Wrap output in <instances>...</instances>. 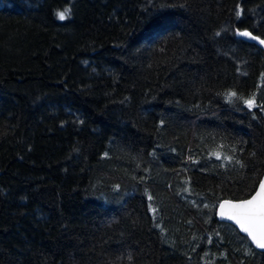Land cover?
Here are the masks:
<instances>
[{"label":"trees","instance_id":"1","mask_svg":"<svg viewBox=\"0 0 264 264\" xmlns=\"http://www.w3.org/2000/svg\"><path fill=\"white\" fill-rule=\"evenodd\" d=\"M244 30L264 0H0V264H264L216 216L264 172Z\"/></svg>","mask_w":264,"mask_h":264},{"label":"snow or ice","instance_id":"2","mask_svg":"<svg viewBox=\"0 0 264 264\" xmlns=\"http://www.w3.org/2000/svg\"><path fill=\"white\" fill-rule=\"evenodd\" d=\"M70 13L69 9L57 12L59 19L63 20ZM237 16L240 12L237 11ZM240 36L250 37L251 39L258 40L260 44H264V39L258 36H253L251 32L244 30L238 33ZM229 99L237 97L236 92H229L226 94ZM242 99V97H240ZM244 103L252 108L255 106V97L244 99ZM219 155L218 153H214ZM230 159V158H229ZM220 216L227 217L235 221L237 225L247 233L255 246L264 250V180L259 181V188L255 191L250 199H242L239 201H223L220 206Z\"/></svg>","mask_w":264,"mask_h":264},{"label":"water","instance_id":"3","mask_svg":"<svg viewBox=\"0 0 264 264\" xmlns=\"http://www.w3.org/2000/svg\"><path fill=\"white\" fill-rule=\"evenodd\" d=\"M248 39H250V40H254V39H251L250 37H247ZM259 42V41H258ZM261 46H263L264 47V44H261ZM261 180H264V172H263V175H262V177H261ZM260 180V181H261ZM258 188H259V184H258V186H257V188H256V190H258ZM255 190V191H256ZM255 191H254V193L252 194V195H255ZM251 195V196H252ZM251 196L250 197H248V198H245V199H250L251 198ZM239 201V200H232V199H223V200H221L220 201V203H219V205H218V207H217V212H216V216H217V219L219 220V221H221V222H227V223H230V224H232L242 235H244V236H246L247 238H248V240H249V242L252 244V246L254 247V248H256L257 250H259V251H263L264 252V250H261V249H259V248H257L256 246H255V244L252 242V240H251V238L250 237H248V235H247V233H245L240 227H239V225H237L236 223H235V221H233V220H230V219H228L227 217H221L220 216V214H219V212H220V208H219V206H220V204L223 202V201ZM240 200H242V199H240Z\"/></svg>","mask_w":264,"mask_h":264},{"label":"bare ground","instance_id":"4","mask_svg":"<svg viewBox=\"0 0 264 264\" xmlns=\"http://www.w3.org/2000/svg\"><path fill=\"white\" fill-rule=\"evenodd\" d=\"M217 212V211H216Z\"/></svg>","mask_w":264,"mask_h":264}]
</instances>
